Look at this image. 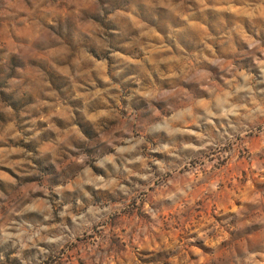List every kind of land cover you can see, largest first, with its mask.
Masks as SVG:
<instances>
[{"label":"clouds","instance_id":"1","mask_svg":"<svg viewBox=\"0 0 264 264\" xmlns=\"http://www.w3.org/2000/svg\"><path fill=\"white\" fill-rule=\"evenodd\" d=\"M49 260L264 264V0H0V264Z\"/></svg>","mask_w":264,"mask_h":264},{"label":"rangeland","instance_id":"2","mask_svg":"<svg viewBox=\"0 0 264 264\" xmlns=\"http://www.w3.org/2000/svg\"><path fill=\"white\" fill-rule=\"evenodd\" d=\"M133 215H135V212H133ZM197 215H199V213H197ZM123 251L125 253L128 251L127 246L124 247ZM73 254H75V253L73 252ZM152 255H157V254H152ZM158 255L163 256L165 254L164 253H159ZM125 260L127 261V258L126 257H125ZM46 264H53V262L51 260H49L48 262H46ZM145 264H151V261L150 260H146L145 261Z\"/></svg>","mask_w":264,"mask_h":264}]
</instances>
